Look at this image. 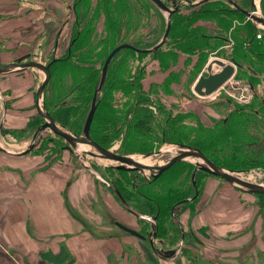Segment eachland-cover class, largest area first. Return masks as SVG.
Masks as SVG:
<instances>
[{
    "label": "rangeland",
    "instance_id": "rangeland-1",
    "mask_svg": "<svg viewBox=\"0 0 264 264\" xmlns=\"http://www.w3.org/2000/svg\"><path fill=\"white\" fill-rule=\"evenodd\" d=\"M72 1L69 0L68 4L71 5ZM163 1L169 7H173L172 0ZM175 1L180 4L177 10H183L185 13L190 12L192 9L200 10L205 5H198L197 3L201 2L200 0L194 1H197V3L189 0H184L183 2L182 0ZM218 1L220 2L221 0ZM242 1L244 4L248 3V0ZM258 1L260 4V14L256 15L264 17V0ZM191 2L193 3L191 4ZM220 3L222 4V2ZM221 7L225 6L223 5ZM105 8H107L109 12L112 10L116 12L114 14L112 13V17L116 22L114 28L108 26L110 19L109 15L106 14ZM250 8L251 5L247 7L248 10ZM77 10L79 13L77 28L81 29V33L72 44L70 53L67 51L69 58L63 63H54L52 65L53 74H51L50 71V79L44 90L43 102L45 97L50 109L57 112L58 108L56 109L54 107L55 104H61L65 102V100L68 102L72 100L75 103L73 104L74 106L78 105L76 106L78 112L82 107V112L84 111L83 119L85 120L92 98V96L90 98L88 95L90 93L87 91L88 88L92 87L95 81L97 68L101 65L100 61L103 59L106 52L113 45L115 47L124 42L131 45L133 44V46H138V48L149 49L153 47L163 35L168 14L159 9L150 0H80ZM171 15L172 14L169 15L170 18ZM65 17L69 18V25L66 26L62 35L59 36L60 41H58V44L60 47L56 51L54 50L55 39L54 36L51 35L52 37L48 39V43L45 46L42 43L41 46L35 47L33 51L37 54L35 56L29 54L30 56L28 58L41 61L44 60L43 62L47 63L52 57H65L69 39L75 35V26L73 22L75 21L74 11L72 12L71 9H68ZM230 21V26L226 30H223L219 27L218 29L217 23L212 21L210 17L203 20H201V18L191 20L190 18L185 22L177 24L178 27L174 31L172 29H170V32L168 31L167 37L160 45L161 49L156 53V49L153 51H142V53L130 47L119 49L108 64V67L114 68L116 73L113 76L112 69H110L112 73L109 77L107 76V78L104 79L102 84V86H104L103 88L101 87L97 94V99L101 97V101L98 102V105L96 103V108L93 113L94 119L92 118L90 127L92 126V128L98 132L99 136H103L102 134H104V136L108 137L110 133L107 131V124L104 123L105 120H103V116L112 111L114 115L118 116L114 123L117 127L115 134L117 135V132L120 133L123 130L127 131V126L126 128H122L123 125L119 124V121L122 120L121 117L128 112V108L131 116L133 115L131 113L132 109L145 107V105H142V102H144L143 96L141 99L138 98V95L135 96L136 91L134 89L138 88L137 85H140L141 92L146 93L149 99L154 102L152 105H156L150 106L152 110L158 108L157 105L164 106L167 114L160 115L159 119H165L164 121H166L167 117H171L174 120L176 138L181 139L183 137L187 139L188 142H191L190 144H192V142L201 144L204 148L206 147L210 155L234 167V169H227L242 172V175L249 181L264 182V169L260 167L264 165L260 163L253 164V160L257 161L258 158L264 157V106L262 107L263 110L258 111V116L252 114L253 112L251 109L252 105L256 103L255 94H257L258 97L264 96V67L263 70H261L258 63L259 61L254 57L251 59L245 54V48L249 43L244 37L241 28L244 22L252 23L260 30L258 34L259 37L256 38L260 39V44L264 45V24L247 18L244 13L236 18H234V16L231 17ZM58 25H60L59 22ZM196 27L201 28L196 29ZM179 31H181L185 39H188L192 33H204L206 36H223V38L227 37V39L224 42L219 41V45L217 43V52L206 53L203 49L202 53L199 51L193 54H186L177 51V54L170 60L171 62L165 58L164 60L168 62L160 63V55L163 53L165 47H172L174 41H179ZM205 42L206 41L197 40L196 46L200 45V49H202L204 44H206ZM256 45L260 46L259 44ZM232 48L239 52L237 55L242 53L245 59L247 57L246 66L250 65L254 70H258L259 78H252L250 73L247 72V68H237V65L230 59L234 51L231 50ZM258 50L261 51L262 48H258ZM17 54L18 53L12 54L10 57L8 56L6 59H2L1 62L13 61ZM236 58L239 60L238 56ZM214 59H221L235 64V71L213 94L205 96L198 95L193 91V85L200 75H207L210 72H215V68L212 69L211 67L210 70L207 68L209 63H211V65H217ZM261 61L263 62L261 66H264V58L261 59ZM130 66H132L131 78L124 75V69ZM108 67L107 70L109 73ZM100 72L101 69L99 71L98 81ZM90 74L94 77L93 83H91L92 85L90 84L89 87V84L83 82L81 87L82 91L79 94L78 90H74L78 86L77 83H79V79L84 76L88 77ZM7 76L9 75L0 74V144L16 149L26 147L30 142L36 141V146H34L32 149L33 151L30 153H46V156L50 151L48 154L50 158H54L60 155L61 151L67 150L64 147L66 142L63 138L48 129L44 132H38L35 138H33L36 128L39 125L37 120H35V116L38 115L35 104H33V98L35 97L37 85L44 78V73L37 68L29 69L27 73V78L31 81V85H29L28 88L30 93L27 97V101L23 102L25 106L17 113L21 115L23 117L21 119H24V122H26L16 128L5 130L6 124L4 123V119L2 121V115L3 110H8V108L6 107L7 96L5 95V90L1 86V80L12 78H7ZM20 78H18V80L22 81ZM7 81L8 80H5V83H7ZM11 81L14 82V79H11ZM251 82L253 85L250 84ZM78 96L80 97V102H76ZM89 98L90 100H88ZM257 101L259 103V100ZM246 104L249 105V109H246V107L240 108L246 106ZM108 109L109 112L107 113ZM225 116L227 117L226 123L222 121ZM62 118L64 120L68 119L66 117ZM31 120H34L32 124ZM41 120L43 122L42 118ZM84 120L82 121V125ZM27 123L34 127L26 128ZM56 123L62 125L59 122ZM148 123L150 122L148 121ZM224 126H226V129H223ZM11 130H13V132H11ZM68 130L73 132L70 129ZM152 133H154L153 129L144 131L142 125L139 127V125L133 121L128 130L127 137L122 136V134L117 135L118 137H113L108 148L125 155H145L144 153L149 152L142 151H149L151 149L155 151L158 148H163V146L175 144V142L170 141L159 142L155 140V134ZM229 133L233 134L232 137H228ZM170 149L169 151L161 150L158 154L151 155L149 153L146 154L145 157L152 159L150 164L163 163L175 152V148ZM67 151L72 155L75 159L74 161H76L79 166L88 169L94 174L96 179L105 187L106 190L100 187L103 191H107L108 195L112 193V197L114 196L111 202L115 206L114 213L116 215L114 216L112 212L113 217L110 216V206L106 210L110 214L107 215L109 223L112 224L114 229H118L114 221H125L129 224H133L132 220H135L134 217H139L140 226L138 224L137 226L139 227L136 230L143 227V231H147L145 236L150 237L148 232L152 230L151 226L154 222L152 217L156 215H142L131 206L130 207L138 212L140 216L130 213L124 208L115 194L114 189L117 188L114 183H112L111 179L118 177L122 178L124 181L127 173L122 174L121 172H116L115 170H117V168L111 165L114 164V162L92 155L90 152L94 150L90 147H86V145L80 146L76 151ZM251 166L253 167L249 169H239L241 167ZM189 171L190 167L186 164L175 162L167 168L166 171L160 174L154 183L144 186L145 188H143V190L147 194L155 197L161 194L164 198L167 197L170 203L180 197H186L192 192L188 183L191 179V177L189 179L188 176ZM133 172L134 176L141 175L145 179H151L148 171H146L147 178L139 172ZM204 176L206 175L201 173L198 175L199 187L200 184H202ZM181 186H184L183 189L185 190H182ZM180 188L182 190L181 193L177 190ZM129 193L131 195L129 197L130 201H133L138 207L146 206L145 202L143 203L140 201L139 194L130 191ZM188 198H190V196ZM261 199H263V197ZM260 200L258 201L260 202ZM108 204L110 205V203ZM179 205L180 204H177V208L174 211L175 217H177V212L181 208ZM174 222L176 223L175 219ZM153 242L157 244L158 239L154 238Z\"/></svg>",
    "mask_w": 264,
    "mask_h": 264
},
{
    "label": "crops",
    "instance_id": "crops-1",
    "mask_svg": "<svg viewBox=\"0 0 264 264\" xmlns=\"http://www.w3.org/2000/svg\"><path fill=\"white\" fill-rule=\"evenodd\" d=\"M68 1L0 0V62L15 53V59L35 54L33 49L52 36L56 51L69 25ZM232 1L244 9L252 2ZM21 72L6 74L14 82L1 80L6 131L26 122L17 113L25 106L31 81L29 69ZM2 146L9 152L0 149V264H264V209L258 197L218 176L205 174L194 203L181 206V246L174 256L162 258L147 237L114 229L106 211L110 206L113 217L114 196L67 150L50 158V151L46 156L32 150L14 154L25 147ZM134 219L133 224L120 221L138 229L139 217ZM177 243L158 240L154 245L166 249Z\"/></svg>",
    "mask_w": 264,
    "mask_h": 264
},
{
    "label": "trees",
    "instance_id": "trees-1",
    "mask_svg": "<svg viewBox=\"0 0 264 264\" xmlns=\"http://www.w3.org/2000/svg\"><path fill=\"white\" fill-rule=\"evenodd\" d=\"M79 2H80V0H73L72 4H71L72 12L74 11V15H75V21H73L74 22V26H75L74 27V34L75 35H73L69 39L68 46L66 47L67 50H66L65 57L56 58L52 62V64L50 65L51 74H53L52 65L54 63H63L64 61H66L69 58V56L67 54V51H68V53H70L72 44L74 43V41L77 39V37L81 33V29L77 28L78 27L77 26L78 25V19L77 18L79 16V13H78L77 9L79 7ZM220 2H222V4L225 7H221L223 5ZM220 2L218 0H209L207 2L202 3V5L203 4H205V5L200 10L199 9L198 10L192 9L188 13H185V12L183 13L180 10H177V11L173 12L172 15H171V18H170L169 32H170V29H172L173 31L175 29H177V27H178L177 24H179L181 22H185L186 20H188L190 18H191V20L192 19L193 20H197V19H200V18H201V20H203V19H206L207 17H210L212 21L217 23V25H218L217 28L219 27L220 29L226 30L230 26L229 23L231 22L230 21L231 17L234 16V18H236L238 16H241L243 13L240 12L239 10H237L235 7H233L226 0H221ZM105 9H106V14L109 15V19H110V23H108V26H111V28H114L116 26V22H115L114 18L112 17V13L114 14L116 12L114 10L109 12V10H107V8H105ZM197 28L199 29L201 27H196V29ZM241 28H242V33H243L244 37L246 38V40L249 43V45H247V47L245 48V54L247 56H249L251 59L253 57L255 59H257L259 61L258 63L260 65L259 66L260 69L263 70L264 66H261L263 64L261 59L264 58V45L260 44L261 40L257 39L256 36H255V33L257 31L256 27L250 22H244V24H243V26ZM179 32H180L178 34L179 41H174L172 47H165V49L163 50V53L160 55V59H159L160 63L161 62L162 63H166L168 61L171 62L170 60H172L173 56H175L177 54L176 53L177 51H179L181 53H186V54H193L194 52H199V51L202 53L203 49L205 50L206 53L207 52H217L216 48L219 45V41L224 42L227 39V37L223 38V36H206L204 33H202V34L201 33H192L188 39H185L183 34L181 33V31H179ZM192 32H194V31H192ZM197 40H201L203 42L206 41L205 42L206 44H204V47L202 49H200V45L196 46V41ZM216 41H218V42H216ZM217 43H218V45H217ZM256 44H259L260 46H257ZM113 47H114V45L106 52V54L104 55L103 59L100 61L101 65H99V68H97V75H96L94 83H93L94 77L91 74L88 77L87 76L83 77V75H82L83 78L79 77L80 78L79 79V83H77L78 86L74 90H78L79 94H80V92L82 91L81 87L83 85V82H86L87 84H89V87H90V84L93 83V85L91 84L92 87L88 88V91H87V92L90 93L88 95L91 98L93 90H94L96 84L98 83L99 71H100L101 66L103 64L104 58L106 57L108 52ZM135 47H138V46H135ZM258 48H262V50L260 51V50H258ZM160 49H161V46L156 49L155 53L158 50H160ZM231 50H234V48H232ZM129 51H130V49H129ZM140 53H142V52H140ZM237 54H239V52L234 50L233 53L231 54V57H230V59L237 65V68L238 67L247 68L246 70H247V72L250 73V76H252V78L253 77L259 78L258 77V75H259L258 70H254L252 67H250V65L246 66L245 63H246L247 57L245 59V57H244V55L242 53H240V55L242 54L241 57H240V55H237ZM237 56L239 57V60L236 58ZM165 58L168 61H165L164 60ZM108 69H109V73H108V70H107L105 78H107V76L109 77V75L112 72H113V76L116 73L114 68H113L114 70L111 67H108ZM110 69H112V72H110ZM131 71H132V66H130L127 69H124V72H125L124 75L129 76L131 78V76H132ZM138 76H140V75H138ZM112 79H113V77H112ZM250 84L253 85L252 82ZM103 86H102V88H103ZM139 86L140 85H137L138 88L134 89L136 91V95L135 96L138 95L139 99H141V97L143 96L144 102H142V105H145V107L132 109L131 113L133 115H131V116H130L129 108H128V112L125 113L121 117L122 120L119 121L120 122L119 124L123 125L122 128H126V126L128 127L127 131L122 129L123 131L120 132V133L117 132L118 133L117 135H119V134L121 135L122 134V136L127 137L128 130L130 129V127L132 125V122L134 121V122H136L139 125V127L142 125L144 131L147 130V129H149V130L153 129L154 133H152V134H155V137H156L155 140H158L159 142L170 141V142H175V143L177 142V143H181V144L192 145V146L198 147L210 160H212L217 165H220V166H223V167H226V168H230V169H234V167H232V165H230L229 163H225V162L221 161L220 159L210 155L209 151L206 150V147L204 148L201 144H199V143L195 144L194 142H192V144H190L191 142H188V140L183 138V137L181 139L176 138L175 137V122H174V120L171 117H167L166 121H164L165 119L164 120H160L159 119L160 115L167 114L166 110L164 109V106L157 105L158 108H155L154 110H152L150 108V106H156V105H152V103L154 104V102H152V100L149 99V97H148V95L146 93L141 92V90H140L141 86L140 87ZM263 89H264V87H263ZM255 95H256V97H255L256 103H254L252 105L251 109H252V112H253L252 114L258 116L257 115L258 111L259 110H263L262 107L264 106V96L262 95V96L258 97L257 94H255ZM79 98L80 97L78 96V98L76 99V102L77 101L80 102ZM90 98L88 100H90ZM100 99H101V97H99L97 99V105H98V102L101 101ZM257 100H259V103H258ZM44 104H45L46 110L52 116L54 121L59 122L64 127L70 129L74 133H77V134L81 133L82 121L84 120L83 119L84 111L82 112V107H81V110L78 112L76 110V106H78V105L74 106L73 105V104H75L74 101L71 100L70 102H68V101L65 100V102H63L61 104H57V105L55 104L54 105V107L56 109L58 108L57 112H55V111L50 109V107L48 106V102L46 101L45 97H44ZM248 106L249 105L246 104V106H243V107H240V108L246 107V109H249ZM86 109H87V107H86ZM108 112H109V109H108L107 113ZM73 115H74V117H73ZM133 116H134V118H133ZM62 117H66L69 120L68 119L64 120ZM117 118H118V116L114 115L112 111H110L107 115L103 116V120H105L104 123L107 124V127H106L107 131H108V133H110V135L108 137L104 136V134H102L103 136H99L98 132H96L92 128V126L89 128L90 137L95 142L100 144L101 146L108 148V146H109L111 140L113 139V137L117 136L115 134L117 127L114 125V123L116 122ZM224 118H223L222 121L226 123L227 122V120H226L227 117L225 116ZM93 119H94V117H93ZM132 119H133V121H132ZM35 120H37V123H40L42 121L41 117H38V116H35ZM33 121L34 120H31V124L33 123ZM148 121L150 123H148ZM31 124L27 123L26 124V126H27L26 128L34 127ZM223 129H226V126H224ZM11 132H13V130H11ZM111 132H114V133H111ZM232 135H233L232 133H229L228 137H232ZM54 141H56V140H54ZM59 149H60V147H59ZM150 151H152V149L149 150V151H142V152H150ZM261 162H264V157L258 158L257 161L253 160V164H259L260 163V164L264 165V163H261ZM177 163H184L188 167H190V171H189V174H188L189 179H190L192 170L194 168V165L192 163H189V162H186V161H180V162L178 161ZM253 164H251V165H253ZM258 166H260V165H258ZM252 167L253 166H251V167H241L239 169L245 170V169H249V168H252ZM260 167L264 169V166H260ZM166 170H164V171H166ZM115 171L118 172V173L121 172L122 174L127 173V176H126L124 181H123L122 178H118V177L117 178L115 177L114 179H111V181H112V183H114V185L118 189L119 193L122 195L124 200L128 203V205L131 206L133 209L137 210L138 212H140L142 215L145 214V215H150V216H154V215L157 216V218H156V226H157V228H156L155 238H157L158 240H162V241L163 240L164 241H168L169 243H173V242L177 243V241H178V239L180 237V233H179V228H178L177 223L174 222V220H173V218L171 216V208H172V206L174 204L181 203L184 199H186V197L187 198L189 196L191 197L194 194V189H193V185H192L191 179L189 180L188 183H189V188L191 189L192 192L188 196L180 197L177 200H175V201L170 203V200L168 201L167 197L164 198V196H162L161 194H159L157 197H155V196L147 194L143 190V188H145L144 186H147L149 184L154 183L158 179V177L160 175L158 177H156L155 179H153V180H149V179H145L141 175L134 176V172L133 171L129 172V171L121 170V169H117ZM198 173L199 174L200 173L201 174H208V173H206V172H204L202 170H198L196 172V174H195V185H196V188H197L196 196L193 199L189 200V201H186L184 203L182 202L183 203V208H186L188 205H192L194 203L195 199L197 198V196L200 193L201 184H200V187H199V179H198V175L199 174ZM181 187H182V190H185V189H183L184 186H181ZM177 190H178L179 193H181V191H182L181 188L177 189ZM129 191L133 192V193H136V194H139L140 195V199H141L140 201L143 202V203L145 202L146 206L145 207L144 206L138 207L133 201H130L129 197L131 195H130ZM166 195H168V194H166ZM255 195L258 197V200H260L263 197V199H261L260 202L258 201V203H259L260 207L262 209H264V194H259L258 193V194H255ZM142 228L143 227H141L138 231L140 233H142L143 235H145V233H147V231L144 232ZM141 229H142V231H141ZM170 230H172V232Z\"/></svg>",
    "mask_w": 264,
    "mask_h": 264
},
{
    "label": "water",
    "instance_id": "water-1",
    "mask_svg": "<svg viewBox=\"0 0 264 264\" xmlns=\"http://www.w3.org/2000/svg\"><path fill=\"white\" fill-rule=\"evenodd\" d=\"M152 3H154L159 9L167 12L168 17H167V22H166V27L163 32V35L161 39L151 48L149 49H144V48H138L134 47L133 45L129 43H121L119 45H116L113 47L108 54L106 55L102 67H101V72H100V78L98 83L96 84L93 95L91 98V103L90 107L87 111L84 123L82 125V130L80 134H75L73 132H70L68 129L63 127L62 125H59L54 121L52 116L48 113L44 106L43 102V94L46 85L48 84V81L50 79V64L55 60V58L51 59V61L47 63H42L37 60L29 59V60H24L28 58L29 53H26L24 55H21L14 59L13 61L5 62V63H0V74H10V73H15V72H21L25 71L28 69L32 68H37L41 70L44 73V78L43 80L37 85V88L35 90V97H34V104H35V109L39 117L43 119V122L37 126L36 132L34 134V137L38 132H44L45 130H50L56 135H59L60 137L63 138V140L66 142L65 148L69 151H76L80 146L87 145L88 147L92 148L94 151H91L90 153L94 156H98L101 158H104L105 160H109L114 162V164H111L113 167L121 170H126V171H136L139 172L142 175H146V171L149 172L151 179L153 180L156 177H158L164 170H166L168 167H170L173 163L178 162V161H188L190 163L194 164V169L191 174V182L194 187V194L190 198L184 199L182 202H186L188 200H191L196 196L197 193V188L195 185V174L198 170H202L208 174H212L215 176H218L225 181H227L231 186L236 187L240 190H243L248 193H259V194H264V182H253L249 181L247 179H243L240 177L238 174H242V172H236L230 169H227L223 166L217 165L214 163L212 160H210L198 147L191 146V145H186V144H181V143H175V144H170L168 147L169 148H175V152L170 155L167 160H165L163 163H158V164H150V163H145L137 160L134 158L132 155H125V154H120L116 152L113 149H109L106 147L101 146L97 142H95L89 135V127L91 120L93 118V113L96 108V103H97V94L100 91L102 84L104 82L106 72H107V67L108 64L111 60V58L114 56V54L121 48L124 47H130L133 48L137 51L140 52H146V51H153L157 49L165 40L167 37L169 28H170V17L169 15L173 12H175L178 7H179V2H176L175 0H172V5L173 7H169L163 0H150ZM181 1V0H180ZM184 0H182L183 2ZM186 1V0H185ZM200 1H205V0H200ZM229 1L233 7H235L237 10L240 12L244 13L246 16L251 18L253 21L256 22H262L264 24V17L256 16L248 9H244L239 7L234 1L232 0H227ZM182 4V3H181ZM251 5H253V2H251ZM215 63L219 65L220 69L215 72H210L207 75H200L198 79L195 81L193 85V91L197 93L198 95L205 96V95H210L213 93L215 90H217L219 87L222 86L224 82H226L231 75L234 72V65L230 62L223 61L221 59H214ZM208 70L211 68V63L208 64L207 66ZM5 113H3L4 116ZM3 119V117H2ZM36 146V141L30 142L24 149L16 152L14 151V154H24L32 150ZM0 149L6 152H9L5 147H3L0 144ZM162 147L158 148L155 151L149 152L151 155L152 154H158L161 152ZM171 150V149H169ZM166 150V151H169ZM149 153H144L149 154ZM140 156H145L142 154H137ZM147 178V177H146ZM148 179V178H147ZM115 194L119 198L120 202L124 206V208L129 211L130 213L140 216L138 212L133 210L124 200L122 195L119 193L117 189H114ZM178 203L180 204L179 206H183V203ZM177 208V204L173 205L171 208V216L173 217V220L175 219L176 223L179 224V230H180V238L177 243V246L174 248H166L164 249L163 247H155L153 239L155 238L156 234V223L155 220L157 216L152 217L153 219V225L152 230L148 232V235L150 237H147L140 233L139 231L119 222V221H114L115 225L119 227L120 229L135 235L141 239H144L147 237L148 242L152 248V250L162 258H169L172 257L176 254L177 250L181 246L182 240H183V230L181 228V225L177 219V217L174 216V211Z\"/></svg>",
    "mask_w": 264,
    "mask_h": 264
},
{
    "label": "bare ground",
    "instance_id": "bare-ground-1",
    "mask_svg": "<svg viewBox=\"0 0 264 264\" xmlns=\"http://www.w3.org/2000/svg\"><path fill=\"white\" fill-rule=\"evenodd\" d=\"M259 1L258 0H253V6L255 7V9H256V12H255V14H260V7H259ZM252 6V5H251ZM70 7H71V10H72V6L70 5ZM172 14V13H171ZM56 30H57V28H56ZM55 30V31H56ZM18 56V55H17ZM16 57V56H15ZM9 62V61H8ZM3 63H5V62H3ZM211 67H212V69H214L215 68V71H218L219 69H220V67H219V65H211ZM211 69V68H210ZM234 71H235V69H234ZM220 88V87H219ZM216 91V90H215ZM214 91V92H215ZM213 92V93H214ZM213 93H211V94H213ZM86 147H88L87 145H86ZM89 148V147H88ZM163 150H169L170 148L168 147V146H163V148H162ZM134 158H136L137 160H139V161H141V162H145V163H151V161H152V159L151 158H149V157H145V156H140V155H137V154H134V155H132ZM112 162V161H111ZM169 168V167H168ZM240 177H242L243 179H246L242 174H238ZM255 194H257V193H255ZM122 223V222H121ZM124 224V223H123ZM126 225V224H125ZM128 226V225H127ZM130 227V226H129ZM132 228V227H131ZM136 230V229H135ZM138 231V230H137ZM155 246V245H154ZM156 247V246H155Z\"/></svg>",
    "mask_w": 264,
    "mask_h": 264
},
{
    "label": "built area",
    "instance_id": "built-area-1",
    "mask_svg": "<svg viewBox=\"0 0 264 264\" xmlns=\"http://www.w3.org/2000/svg\"><path fill=\"white\" fill-rule=\"evenodd\" d=\"M252 2H253V1H252ZM249 11H250V13L256 15V14H255L256 9H255V7H254L253 5H252L251 8L249 9ZM247 18H249V17L247 16ZM259 31H260V30L257 29V31H256V33H255V36H256V37H259V36H258V34L260 33ZM248 87H249V85H248Z\"/></svg>",
    "mask_w": 264,
    "mask_h": 264
},
{
    "label": "flooded vegetation",
    "instance_id": "flooded-vegetation-1",
    "mask_svg": "<svg viewBox=\"0 0 264 264\" xmlns=\"http://www.w3.org/2000/svg\"><path fill=\"white\" fill-rule=\"evenodd\" d=\"M37 53L35 52V54H33L34 56L36 55ZM29 57V56H28ZM53 58H57V57H52L51 59H53ZM29 59H32V58H26V59H24V60H29ZM51 59L49 60V61H51ZM34 60V59H33ZM37 61H40V62H42V63H45V62H43V61H41V60H37ZM51 65V64H50ZM49 68H50V66H49ZM47 86V85H46ZM46 88V87H45ZM3 113H4V110H3ZM5 115V114H4ZM38 115V114H37ZM2 117H3V119H4V116L2 115ZM3 119H2V121H3ZM42 123V121L39 123V125ZM1 124V123H0ZM1 126V125H0Z\"/></svg>",
    "mask_w": 264,
    "mask_h": 264
}]
</instances>
